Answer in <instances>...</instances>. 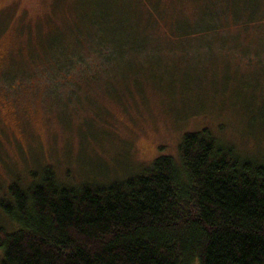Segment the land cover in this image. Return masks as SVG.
Returning a JSON list of instances; mask_svg holds the SVG:
<instances>
[{
    "label": "rangeland",
    "instance_id": "374dc122",
    "mask_svg": "<svg viewBox=\"0 0 264 264\" xmlns=\"http://www.w3.org/2000/svg\"><path fill=\"white\" fill-rule=\"evenodd\" d=\"M228 1L0 0V199L48 168L78 186L127 179L205 129L264 158V38L228 12L217 35H186Z\"/></svg>",
    "mask_w": 264,
    "mask_h": 264
},
{
    "label": "trees",
    "instance_id": "16d2710c",
    "mask_svg": "<svg viewBox=\"0 0 264 264\" xmlns=\"http://www.w3.org/2000/svg\"><path fill=\"white\" fill-rule=\"evenodd\" d=\"M228 2L186 35H217L225 24L213 18L228 12L264 38L260 1ZM105 45L96 51L109 60ZM180 155L108 184L61 183L50 168L11 184L0 199L10 225H0V264H264V158L206 129L187 133Z\"/></svg>",
    "mask_w": 264,
    "mask_h": 264
}]
</instances>
